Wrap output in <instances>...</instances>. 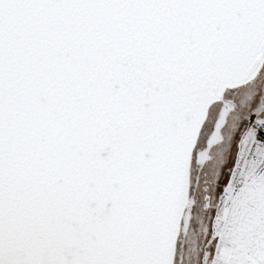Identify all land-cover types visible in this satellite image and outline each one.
Here are the masks:
<instances>
[{"label":"snow or ice","instance_id":"6c2138e0","mask_svg":"<svg viewBox=\"0 0 264 264\" xmlns=\"http://www.w3.org/2000/svg\"><path fill=\"white\" fill-rule=\"evenodd\" d=\"M0 264H264V0H0Z\"/></svg>","mask_w":264,"mask_h":264}]
</instances>
